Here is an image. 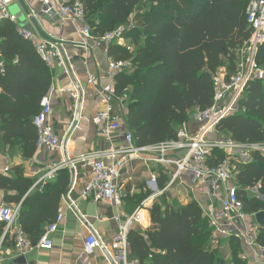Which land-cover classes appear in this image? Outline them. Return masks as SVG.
Here are the masks:
<instances>
[{
  "label": "trees",
  "instance_id": "1",
  "mask_svg": "<svg viewBox=\"0 0 264 264\" xmlns=\"http://www.w3.org/2000/svg\"><path fill=\"white\" fill-rule=\"evenodd\" d=\"M81 1L97 37L131 18L136 22L126 36L137 49L131 52L113 44L108 55L133 62V68L120 72L116 79L118 92L129 93L127 128L138 146L176 139L177 130L196 109L211 107L216 93L213 74L223 66L230 73L235 71L237 49L250 34L247 0ZM257 61L264 68V43ZM52 84V67L34 45L18 34L15 23L0 22V136L4 145L21 139L26 158L37 151L33 119ZM216 133L240 143L264 144V81L249 83L239 111L224 118ZM224 157L217 150L208 161L217 164ZM15 172V176L0 174V190L6 193L8 204L22 202L17 222L35 244L55 220L72 175L69 168L60 169L55 178L44 179L32 189L33 181L19 169ZM236 182L243 210L247 214L264 210V200L247 190L257 188L264 195L263 151H253L250 161L238 165ZM165 185L162 177L160 189ZM147 209L149 227L133 226L128 232L130 257L139 264H231L215 246L221 236L197 201L182 204L164 197ZM256 240L264 246V225ZM230 241L235 251L232 264H249L240 256L241 240L231 237Z\"/></svg>",
  "mask_w": 264,
  "mask_h": 264
},
{
  "label": "built area",
  "instance_id": "2",
  "mask_svg": "<svg viewBox=\"0 0 264 264\" xmlns=\"http://www.w3.org/2000/svg\"><path fill=\"white\" fill-rule=\"evenodd\" d=\"M15 1L0 0V22L15 23L18 34L34 45L48 65L52 67L57 64L62 68L70 81L60 90L73 99L74 120L80 119L85 106V91L74 64V51L83 49L87 52L93 45L101 47L108 53V48L113 44H119L132 51V47L127 46L124 39L127 31L136 27V22L131 19L129 23L97 37L86 21V11L81 0H41V8L30 9L29 15L34 19L43 15L50 19L71 22L80 36L79 41L72 43L71 50L65 40L19 26L17 15L11 11V5ZM246 14L250 34L237 49L235 71L230 73L227 67L223 66L213 74L216 88L214 101L211 107L194 111L193 118L199 123L194 132H191L184 123L177 130L176 139L156 145L138 146L133 133L128 128L123 131L122 113L116 109V105L125 110L129 93L128 90L123 94L118 92L116 76L133 68L131 60L110 58L103 75L106 83H101L95 75L88 74L87 83L95 88L104 105L93 117V122L102 136L110 142V147L103 151L71 155L65 141L57 133L49 94L42 98L39 113L33 119L38 134L37 149L64 153L63 160L55 164L43 178L51 179L58 170L69 168L73 173V182L69 186L68 194L63 196L64 203L60 206L55 220L46 227L37 243H32L21 228L18 230L15 248L20 255L28 254L35 249H53L52 234L58 231L66 218V211L69 210L78 212L82 223L88 229L84 250L86 255L100 248L106 252L109 264H139L130 257L129 224L132 222L142 224L144 217L141 210L147 201H144L128 219L127 224L120 226L109 248L99 231L90 225L85 215L80 212L72 192L77 186L80 171H90L92 178L84 184L80 195L97 203L108 202L121 208L123 198L120 188L123 170L134 159H143L144 154H150L152 157L149 159L156 163L175 166L169 187L182 179L184 174L190 175L194 183L207 187L210 202L207 216L214 232L219 236L236 237L246 242L255 253L257 264H264V246L256 240L260 225L257 222L252 225L248 221V217L255 219L256 213L247 214L243 210L236 182L238 165L250 161L255 150L264 152V144L240 143L227 137L220 140L212 137L224 118L239 111L240 100L249 83L256 80L264 81V68L257 61L259 48L264 43V0H247ZM217 150L223 151L225 157L217 164L209 163L208 160ZM151 181L156 183L157 177L153 175ZM21 206L22 203L13 205L0 202V223L4 225V237L17 225ZM4 237L0 241V251Z\"/></svg>",
  "mask_w": 264,
  "mask_h": 264
},
{
  "label": "crops",
  "instance_id": "3",
  "mask_svg": "<svg viewBox=\"0 0 264 264\" xmlns=\"http://www.w3.org/2000/svg\"><path fill=\"white\" fill-rule=\"evenodd\" d=\"M40 8L41 0H16L11 5V11L18 17L19 26L37 30L44 35L52 34L57 39L65 40L71 49L72 43L80 40L75 26L69 21L50 19L43 15L34 19L29 15L30 9L38 10ZM124 42L127 46L132 47L131 52L137 49L136 44L129 37L126 36ZM109 60L108 53L101 47L92 45L87 52L83 49L74 51V64L85 91L83 115L77 120H74L73 99L69 94L62 93L60 90L68 85L70 80L59 65L52 66L53 84L49 96L52 102L55 126L57 133L63 138L73 156L86 154L90 151H103L110 147V142L102 136L99 128L93 122V117L103 109L104 105L95 88L87 83L88 74L95 75L101 83L107 82L106 79H103V75L107 70ZM119 107L116 105V109L122 113L123 131H125L127 129L126 112L121 107L120 110ZM185 124L191 132H194L199 126L193 116ZM63 157V152L37 149L33 157L26 158L21 139L17 138L14 145H4L2 135L0 136V174L15 176V169H19L24 177L33 181L32 189L44 180V175L55 164L62 161ZM151 157L150 154H144L143 159H134L123 170L120 188L123 198L121 208L108 202L97 203L91 198L82 197L80 191L84 184L92 178V174L90 171L84 170L79 173L78 183L72 196L76 199L80 212L85 215L89 224L99 231L105 245L109 248H111L120 226L128 223V219L136 213L144 201H147V204L141 210L144 217L142 224L132 222L129 224V228L139 226L147 229L150 225V212L147 207L155 201L163 200L164 197L169 202L178 201L182 204L197 201L204 214L207 215L210 206L207 196L208 188L194 183L192 177L187 174H184L182 179L175 181L169 187L175 166L156 163L149 159ZM71 175L73 182L72 172ZM153 175L157 177L156 183L151 181ZM55 177L56 175L53 178ZM162 177L166 179V185L160 189L159 184ZM161 191L163 192L161 193ZM144 195H147L146 199L139 202L138 199ZM5 196L6 193L0 190V202H5ZM63 203L62 199L61 205ZM248 221L252 225L256 224V220L252 217H248ZM20 228L17 223L4 237L5 229L0 225V241L4 237L0 251V264H21L18 261L21 256L26 257L25 264H109L103 249L97 248L89 255L84 253L88 229L82 223L78 212L66 211L64 222L58 231L52 234L54 248L51 250L35 249L28 254L20 255L15 248L16 234ZM230 238L221 236L215 243V246L219 247L226 258L233 250ZM246 252L250 260H255V253L249 247Z\"/></svg>",
  "mask_w": 264,
  "mask_h": 264
},
{
  "label": "rangeland",
  "instance_id": "4",
  "mask_svg": "<svg viewBox=\"0 0 264 264\" xmlns=\"http://www.w3.org/2000/svg\"><path fill=\"white\" fill-rule=\"evenodd\" d=\"M132 19V18H131ZM214 139H218V140H220V139H223V138H225L226 136L224 135V134H221V133H216L214 136H212ZM248 152H250V150L248 149ZM244 160H246V157L244 158ZM248 191H249V193L250 194H253V195H256L257 197H259V198H261V199H263L264 200V195H261V194H259V192L257 191V189H255V188H248L247 189ZM241 247H240V249H241V251H240V256L243 258V259H245V260H247L248 262H249V264H257V262H256V260H250V258H249V256H248V253L246 252V250H247V248H248V246H247V244H246V242H244V241H242L241 240ZM234 254H235V251L234 250H232V252L230 253V256L229 255H227V258H228V263H233V259H231V258H233V256H234ZM226 258V259H227ZM230 259V260H229Z\"/></svg>",
  "mask_w": 264,
  "mask_h": 264
},
{
  "label": "water",
  "instance_id": "5",
  "mask_svg": "<svg viewBox=\"0 0 264 264\" xmlns=\"http://www.w3.org/2000/svg\"><path fill=\"white\" fill-rule=\"evenodd\" d=\"M76 125V123L74 122V126ZM69 192V188L66 189L65 191V195H67ZM255 219H256V222L260 225V226H263L264 225V210L262 211H259L258 213L255 214ZM19 263L21 264H25L27 262L26 260V257L24 256H21L19 257L18 259Z\"/></svg>",
  "mask_w": 264,
  "mask_h": 264
}]
</instances>
